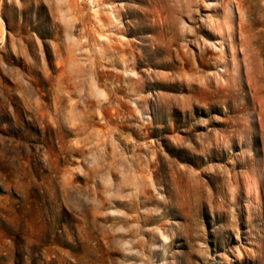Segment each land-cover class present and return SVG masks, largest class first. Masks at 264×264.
I'll return each mask as SVG.
<instances>
[{
	"label": "rangeland",
	"instance_id": "obj_1",
	"mask_svg": "<svg viewBox=\"0 0 264 264\" xmlns=\"http://www.w3.org/2000/svg\"><path fill=\"white\" fill-rule=\"evenodd\" d=\"M0 264H264V0H0Z\"/></svg>",
	"mask_w": 264,
	"mask_h": 264
}]
</instances>
